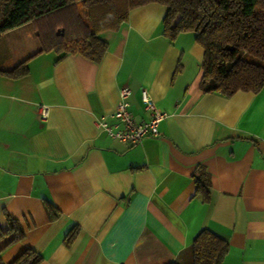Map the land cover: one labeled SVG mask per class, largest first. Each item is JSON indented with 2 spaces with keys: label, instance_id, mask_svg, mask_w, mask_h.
<instances>
[{
  "label": "crops",
  "instance_id": "0c3cea01",
  "mask_svg": "<svg viewBox=\"0 0 264 264\" xmlns=\"http://www.w3.org/2000/svg\"><path fill=\"white\" fill-rule=\"evenodd\" d=\"M167 11L133 9L100 35V62L38 53L32 23L0 36V226L24 230L0 241L5 263L33 249L39 264H193L207 229L229 243L223 264H264V88L205 93V49L193 32L166 37ZM26 60V76L1 71ZM124 86L140 121L143 88L167 113L158 137L131 144L97 127L114 122Z\"/></svg>",
  "mask_w": 264,
  "mask_h": 264
},
{
  "label": "trees",
  "instance_id": "16d2710c",
  "mask_svg": "<svg viewBox=\"0 0 264 264\" xmlns=\"http://www.w3.org/2000/svg\"><path fill=\"white\" fill-rule=\"evenodd\" d=\"M157 3L168 7L163 20L164 34L174 40L180 33L193 32L205 49L201 89L205 93L232 96L239 91L258 93L264 88V0H0V36L32 23L41 41L38 53L55 51L60 59L80 53L100 62L109 43L100 36L117 31L129 21L133 9ZM37 53V54H38ZM12 78L29 74L28 60L10 70ZM199 191L208 189L200 182ZM57 216V208L48 204ZM10 227L0 226V241L24 235L14 219ZM74 232L68 239H72ZM229 243L210 230H202L192 245L193 264H223ZM33 249H27L10 263L39 264ZM177 264V263H170Z\"/></svg>",
  "mask_w": 264,
  "mask_h": 264
},
{
  "label": "built area",
  "instance_id": "2783aa9c",
  "mask_svg": "<svg viewBox=\"0 0 264 264\" xmlns=\"http://www.w3.org/2000/svg\"><path fill=\"white\" fill-rule=\"evenodd\" d=\"M131 89L124 86L120 92V100L116 109L111 114L114 122L107 121L105 117L97 119V127L106 132L113 139L131 144H138L147 137H158L160 135L159 125L167 117V113L161 110L147 88L142 90V100L150 111L148 120L140 121L130 109L129 96ZM38 111L40 118L45 121L50 116V107L46 104H39Z\"/></svg>",
  "mask_w": 264,
  "mask_h": 264
}]
</instances>
